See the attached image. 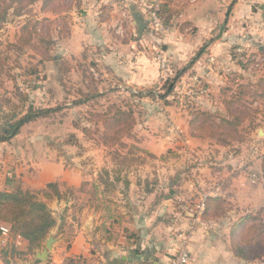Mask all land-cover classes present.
Returning a JSON list of instances; mask_svg holds the SVG:
<instances>
[{"label":"crops","instance_id":"crops-1","mask_svg":"<svg viewBox=\"0 0 264 264\" xmlns=\"http://www.w3.org/2000/svg\"><path fill=\"white\" fill-rule=\"evenodd\" d=\"M259 1L264 5V0ZM77 3L67 11L65 20H69L70 29L66 38L59 40L60 48L74 55L83 50L85 43L105 42V56L101 59L105 61V99L116 96L110 102L124 109L128 91L120 89L122 85L129 86L130 96L144 102L133 108L136 116L165 120L158 127L137 121L135 132L140 146L159 163L163 160L161 154L169 149L185 146L189 151L195 146H217L213 139L199 136L190 128L191 109L229 117L225 101L240 85L257 84L248 79L247 73L264 62L262 8L255 10L254 0H164V12L181 8L182 20L187 21L189 28L155 37L149 30L147 8L141 0ZM62 14L65 12L55 13L53 18ZM157 47L168 61L165 71L159 68L155 57ZM167 77L172 78L168 89L173 86L172 90L150 98L145 89ZM147 98L156 103L145 101ZM11 146L0 141V190L38 191L49 182L77 187L89 180L70 173L61 161L10 153L9 157L4 156ZM245 164L242 163V168ZM167 168L164 172L141 175L143 178L135 171L128 173L131 182L127 189L117 185L111 192L106 186L105 222L101 208L86 201L71 198L47 201L56 218L55 226L46 236L55 238L47 259L40 261L35 256L44 247L46 238L41 246L30 251L25 238L11 233L8 242L0 246V264H169L189 232V264H264V256L256 261L237 257L230 237L239 216L264 210V189L255 186L250 178L252 184L240 180L242 171L222 173L226 176L222 182L220 174L214 176L205 171L193 173L191 180L189 176L182 177L185 186L177 190L170 185H176L178 176ZM105 169L108 183L114 177L120 183L122 174L114 176L109 169L107 173V166ZM146 178L152 181L147 189L139 185ZM204 194L221 197L225 212L213 219L203 218L209 222L207 225L198 224L189 231L191 217L185 208Z\"/></svg>","mask_w":264,"mask_h":264},{"label":"rangeland","instance_id":"rangeland-1","mask_svg":"<svg viewBox=\"0 0 264 264\" xmlns=\"http://www.w3.org/2000/svg\"><path fill=\"white\" fill-rule=\"evenodd\" d=\"M8 2L9 0H5V3ZM77 2L78 0H54L43 10L42 1L38 0L26 5L19 15L12 7L9 8L6 20L0 21V128L14 111L21 112L29 105L34 108H55L21 126L18 133L7 140L12 146L4 156L9 157L10 153L11 156L61 161L70 173L88 178L77 187L57 182V188L62 194L60 199H79L78 202L86 201L91 206L101 208L104 222L105 166L107 173L109 169V173L114 176L123 175L120 183L114 176L110 180L107 186L111 192L115 191L117 185L126 189L129 187L131 181L127 178L128 173L135 171L139 176L150 175L153 171L164 172L167 167V171L178 176L176 185H170L177 190L185 186L181 181L182 177L189 176L188 179L191 180L193 173L199 175L205 171L214 176L220 174V182L226 177L222 173L227 175L228 172L242 171L240 180L252 184L250 178L255 186L264 189V99L255 100L251 96L245 98L248 108L246 122L238 127L239 131L229 130L228 134L223 135L227 144L214 141L218 144L215 147L195 146L189 151L185 146L169 149L161 154L163 160L159 163L152 153L140 146L135 128L138 120L153 127H158L165 120L156 116H136L133 108L137 109L143 100L135 101L128 93L132 92L129 91V86L122 85L123 89L120 90L128 91L125 93L123 106L133 114L134 124L128 135H121L118 140L105 145V115H111L118 108L116 102H110L116 96L110 100L105 99V61L101 60L105 56V42L97 45L85 43L83 50L74 55L65 53L59 45V40L66 38L70 29L69 20H65L67 11L69 12L71 5H77ZM259 7L263 12L264 5L261 1L254 0L255 10ZM55 8L60 12H54ZM163 8L161 15L167 34L174 30L181 33L189 28L187 21L182 20L181 8H174L171 12H164ZM63 12L65 14L53 18V14ZM24 25H27V31L22 30ZM95 39L97 38L94 41ZM47 41L51 42L49 59L44 56ZM161 41L160 39L158 42L159 46ZM255 67L247 73V77L257 83L253 89L261 84L257 89L260 92L264 90V62L260 68ZM171 81L172 78L167 77L163 82L146 88V94L149 92L150 98L156 93L164 96ZM151 100L156 103L148 98L145 101ZM242 163H246L243 168ZM132 181L135 180L132 178ZM151 182L146 178L145 182L140 180L139 185L143 184L141 187L147 189ZM191 185L195 187L192 181ZM39 197L43 198L41 195ZM254 213L259 217L260 223L264 224V210ZM245 250L246 253L257 256L255 261L262 258L264 236L255 234L250 243L245 245Z\"/></svg>","mask_w":264,"mask_h":264},{"label":"trees","instance_id":"trees-1","mask_svg":"<svg viewBox=\"0 0 264 264\" xmlns=\"http://www.w3.org/2000/svg\"><path fill=\"white\" fill-rule=\"evenodd\" d=\"M24 1L25 4H23ZM35 1L38 0H9L8 3H5V0H0V21L4 22L6 20L9 8L12 7L14 12L19 15L26 5H30ZM41 1L42 9L44 10L49 2L54 0ZM53 11L60 12L56 8ZM27 29V25L22 27L23 31H27ZM26 42L29 41L26 40ZM50 47L51 42L47 41L44 56L45 58L48 57V59ZM256 85L252 87L251 85H240L237 92L225 101V107L227 112H229V117L199 109H191V117L189 120L190 128L199 136H207L214 141L227 144L226 138L223 135L228 134L229 130L236 132L238 127L242 126L248 115L245 96L249 95L255 100L264 99V90L257 92L261 84L259 83L257 88L253 89ZM172 87L166 93H169ZM51 110H55V108H34L32 105H29L26 110L21 112L14 111L2 123L0 128V141L9 140L10 137L18 133L21 126ZM133 121L131 111L119 107L111 115H105V145L110 144L112 140H118L121 135H128L129 130H131L134 124ZM107 185L108 181L105 180V187ZM57 187V182H49L44 188L38 191L29 189H17L16 191L0 190V221L10 226L12 234L25 238L28 241L30 251L41 246L49 231L56 224V218L46 200L53 198L60 199L62 197L61 191ZM40 195L43 198H40ZM204 204L203 218L213 219L220 217L225 212L223 208L224 200L219 196L206 197ZM255 214L247 213L239 216L235 220L230 232L232 250L237 257L243 260L251 261L257 257L256 255L246 253L245 245L250 243L255 234L257 236H264V224L260 223L259 217Z\"/></svg>","mask_w":264,"mask_h":264},{"label":"built area","instance_id":"built-area-1","mask_svg":"<svg viewBox=\"0 0 264 264\" xmlns=\"http://www.w3.org/2000/svg\"><path fill=\"white\" fill-rule=\"evenodd\" d=\"M145 7L147 8V16H148V25L150 32L155 37H161L167 33V28L165 27L161 15V11L163 8L164 0H141ZM155 57L158 61V66L160 69L164 70L167 67L168 61L164 58L161 53V50L157 47L155 48ZM197 84L200 82L198 79H195ZM201 88V87H200ZM207 195H201L200 199L194 203V205H190L185 208L186 212L190 213L191 217V226L189 231H192L194 227L198 224L207 225L209 222L205 221L202 217L204 211V202ZM187 233L181 241V245L176 252V254L171 258L169 264H189L191 261V252L188 249L187 243L189 240V234ZM11 230L10 226L6 223H2L0 225V246L5 245L8 242L10 237Z\"/></svg>","mask_w":264,"mask_h":264},{"label":"water","instance_id":"water-1","mask_svg":"<svg viewBox=\"0 0 264 264\" xmlns=\"http://www.w3.org/2000/svg\"><path fill=\"white\" fill-rule=\"evenodd\" d=\"M260 132H262V131L260 130ZM54 241H55V238L53 235L48 236L45 239V244H44V247L42 248V250L39 251L38 253H36V255H35L36 258L39 259L40 261H45L48 257V253L51 250L52 244L54 243Z\"/></svg>","mask_w":264,"mask_h":264}]
</instances>
